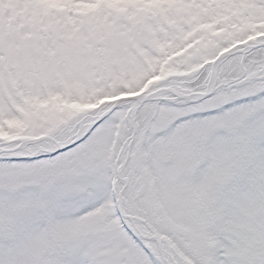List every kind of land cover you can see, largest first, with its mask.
Instances as JSON below:
<instances>
[{"label": "snow or ice", "instance_id": "snow-or-ice-1", "mask_svg": "<svg viewBox=\"0 0 264 264\" xmlns=\"http://www.w3.org/2000/svg\"><path fill=\"white\" fill-rule=\"evenodd\" d=\"M0 264H264V0H0Z\"/></svg>", "mask_w": 264, "mask_h": 264}]
</instances>
